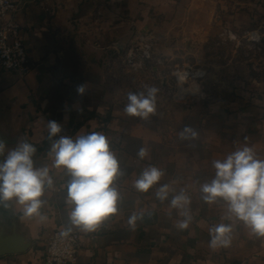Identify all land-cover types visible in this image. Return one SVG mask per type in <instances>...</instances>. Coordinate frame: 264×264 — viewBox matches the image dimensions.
Returning a JSON list of instances; mask_svg holds the SVG:
<instances>
[{
	"label": "crops",
	"instance_id": "obj_1",
	"mask_svg": "<svg viewBox=\"0 0 264 264\" xmlns=\"http://www.w3.org/2000/svg\"><path fill=\"white\" fill-rule=\"evenodd\" d=\"M12 1L17 5L14 21L34 67L26 75L0 68V140L6 152L21 139L35 145L34 166L49 168L52 185L45 186L41 197L40 212L47 219L23 218L14 200L0 204V239L10 242L15 228L30 241L27 251L0 256V264H47L45 242L60 227L79 233L74 264H264V237L251 236L241 222L224 219L226 204L219 199L206 204L200 192L214 178V159L245 144L264 159V96L246 112L210 113L193 100L180 104L159 98L157 92L156 112L148 119L124 112L129 93L145 92L143 81H131L126 60L154 14L176 0ZM157 73L152 67L148 87L158 89ZM80 84L86 87L82 96L76 92ZM50 120L62 125L51 140ZM185 127L195 130L196 138L181 140ZM92 131L104 134L123 175L113 182L121 197L118 212L85 233L69 220L71 177L66 169L52 166L48 152L61 135L75 139ZM141 147L148 149L149 158L137 157ZM149 164L165 174L147 193H139L133 182ZM163 184H169L170 193L161 203L155 192ZM182 189L192 201V222L183 231L175 226L181 217L169 207L172 195ZM134 213L142 216L133 229L128 219ZM221 222L232 223V243L212 250L208 229Z\"/></svg>",
	"mask_w": 264,
	"mask_h": 264
},
{
	"label": "clouds",
	"instance_id": "obj_2",
	"mask_svg": "<svg viewBox=\"0 0 264 264\" xmlns=\"http://www.w3.org/2000/svg\"><path fill=\"white\" fill-rule=\"evenodd\" d=\"M251 36L256 41L261 38L259 32H253ZM76 92L84 95L85 85H77ZM157 92L156 87L146 86V94L129 93L124 112L128 116L148 119L156 112ZM47 129L51 140L61 133L62 125L50 120ZM196 136V131L189 127L179 133L181 140ZM36 152L35 145L24 139L18 140L6 152L5 141L0 140V204L7 205L14 200L20 206L23 218L39 216L44 220L47 217L40 212L44 204L41 197L45 186L52 185V178L47 166H34ZM48 156L53 167L66 169L71 177L66 197V203L71 205V225L85 233L94 232L106 218L118 212L117 204L121 197L113 182L123 172L102 132L92 131L77 135L75 139L61 135L51 143ZM137 157L140 160L149 158L148 149L141 147ZM211 166L215 169L214 178L200 186L203 202L214 204L218 199L222 200L227 206L224 219L241 222L251 236L264 237V159L258 158L253 148L245 144L221 159H214ZM164 174L162 169L149 164L135 179L133 187L139 193H147ZM169 193V184H163L155 192V197L163 203L168 200ZM191 203L190 196L183 189L172 195L169 201L170 209L176 210L181 217L175 225L178 230L187 229L192 222ZM141 216L142 213L132 214L128 219L129 227L134 229ZM232 231V223L221 222L211 226L208 229L209 247L212 250L229 247ZM69 232L70 229L60 235L64 237Z\"/></svg>",
	"mask_w": 264,
	"mask_h": 264
},
{
	"label": "rangeland",
	"instance_id": "obj_3",
	"mask_svg": "<svg viewBox=\"0 0 264 264\" xmlns=\"http://www.w3.org/2000/svg\"><path fill=\"white\" fill-rule=\"evenodd\" d=\"M253 32L261 34L259 41ZM141 36L133 46L135 68L126 63L131 81H143L145 92L153 67L159 98L193 100L210 113L246 112L264 96V0H176L154 14ZM145 45L149 56L139 58ZM175 71L201 76L177 82Z\"/></svg>",
	"mask_w": 264,
	"mask_h": 264
},
{
	"label": "built area",
	"instance_id": "obj_4",
	"mask_svg": "<svg viewBox=\"0 0 264 264\" xmlns=\"http://www.w3.org/2000/svg\"><path fill=\"white\" fill-rule=\"evenodd\" d=\"M17 11V5L12 0H0V68L4 71L26 75L33 69L21 37V31L18 24L14 21V14ZM138 41L143 42L140 36ZM148 46L139 49V58H148ZM133 52L128 56L127 63L134 67ZM138 56H136L138 58ZM135 68V67H134ZM174 80L182 82L186 78L190 80L197 79L201 74L199 72L189 73L188 71H175ZM196 83L191 85V93H197ZM182 100H185L182 97ZM68 228H56L47 238L44 249L43 259L47 264H74L80 247L79 233L70 229L67 236L62 237L60 233Z\"/></svg>",
	"mask_w": 264,
	"mask_h": 264
},
{
	"label": "water",
	"instance_id": "obj_5",
	"mask_svg": "<svg viewBox=\"0 0 264 264\" xmlns=\"http://www.w3.org/2000/svg\"><path fill=\"white\" fill-rule=\"evenodd\" d=\"M30 241L17 229L13 230V239L9 241L0 239V256L23 253L28 250Z\"/></svg>",
	"mask_w": 264,
	"mask_h": 264
}]
</instances>
